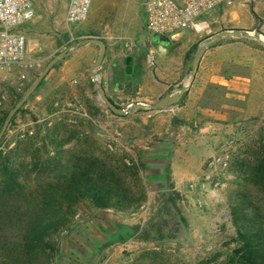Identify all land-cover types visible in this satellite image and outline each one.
Instances as JSON below:
<instances>
[{"label": "rangeland", "instance_id": "374dc122", "mask_svg": "<svg viewBox=\"0 0 264 264\" xmlns=\"http://www.w3.org/2000/svg\"><path fill=\"white\" fill-rule=\"evenodd\" d=\"M145 2L93 0L88 18L69 26L66 22L69 0H35L36 17L23 25L26 32L34 27L37 30L35 35H27L26 63L7 77L0 75V116L4 110L9 114L55 55L67 48L71 52L77 44L92 37L102 38L107 43L104 61L96 68L98 78H102L108 96L117 105L127 107L136 101L155 103L166 93L188 85L196 51L212 34L231 28H245L255 36L264 34V0H235L231 6L217 8L207 15L211 26L208 32L186 30L176 36L157 35L147 30ZM221 39L257 43L233 36ZM79 48H83L80 54H69L53 66L14 114L1 139V148L11 149L18 141L36 135L37 145L45 138L52 147L49 129L55 127L63 138L75 133L64 146L67 153L89 149L106 157L108 153L104 151L109 148L145 163L142 175L157 203L150 204L147 199L137 212L142 213L140 217L152 219L145 226L152 239L150 245L137 250L125 246L126 251L110 247L113 210L84 204L75 216L73 228L59 237L60 250L55 264H197L216 254L220 255L211 264L224 263L236 246L232 239L237 230L231 216L236 193L248 191L255 200L264 203V193L239 179L236 170L237 160L251 158L261 139L264 142V110L253 115L240 112L236 132L229 138L232 140L229 166L213 173L214 181H220L221 186L203 184L206 170L190 182L196 195L190 200V207L187 206L188 216L204 219L205 225H209L208 232L205 234L203 230L204 238L199 241L180 240L181 250L175 251L174 237L181 229L176 208L180 207L181 199L176 203L172 200L177 196L171 193L168 150L180 146L178 137L183 124L189 121L186 117L192 108L188 103L194 104L190 91L198 84L195 80L174 105L156 110L141 108L119 115L101 98L99 85L89 71L99 57L101 46L86 43ZM15 99L18 101L12 105ZM259 99L264 100V95ZM244 103L241 95L240 108ZM42 149L46 154V149ZM54 151L50 149L51 155ZM31 174L35 177L36 171ZM213 202H217L215 206ZM199 227L197 223L195 228ZM156 236L159 239H155Z\"/></svg>", "mask_w": 264, "mask_h": 264}, {"label": "trees", "instance_id": "16d2710c", "mask_svg": "<svg viewBox=\"0 0 264 264\" xmlns=\"http://www.w3.org/2000/svg\"><path fill=\"white\" fill-rule=\"evenodd\" d=\"M18 100H13L12 105ZM7 114L8 110L2 111L0 129ZM56 129H49L52 147L45 138L37 145V135L18 141L11 149L1 148L0 143V264H55L59 237L73 228L75 216L84 204L133 214L148 199L142 175L145 163L109 148L104 151L108 153L106 157L89 149L67 153L64 146L76 134L63 138ZM261 140L251 158L237 160L236 170L239 179L264 193ZM52 148L55 151L51 155ZM34 170L35 177L31 174ZM171 193L177 196L172 199L176 203L180 193ZM231 216L237 230L232 239L236 246L222 264H264V203L248 191H238ZM145 234L150 238L148 231ZM219 255L197 264H211Z\"/></svg>", "mask_w": 264, "mask_h": 264}, {"label": "crops", "instance_id": "0c3cea01", "mask_svg": "<svg viewBox=\"0 0 264 264\" xmlns=\"http://www.w3.org/2000/svg\"><path fill=\"white\" fill-rule=\"evenodd\" d=\"M36 31L34 27L26 34L35 35ZM243 41L219 38L208 46L197 73L198 86L190 91V100L193 99L194 104L188 103L192 108L186 117L189 121L187 125L183 124L182 133L178 137L180 146L168 150V171L173 183L171 189L181 196L178 210L181 229L174 237L176 241H172L175 251L181 250V246H178L180 240L189 238L191 241H199V238H204L203 230L205 234L208 232L209 225H205L204 219L188 216L190 200L196 195L190 182L198 179L207 170L208 162L232 141L229 138L236 132L240 112L253 115L256 111L264 110V100L259 99L264 95V44L253 38L249 41L257 42L254 43L256 45ZM67 49L73 55L83 50L78 44L71 52ZM241 95L245 103L240 108ZM148 202L157 203L149 191ZM111 212V248L126 251L125 246L137 250L150 245L152 239L146 237L145 226L150 224L151 218L140 217L142 213L137 212ZM197 223L200 225L198 229L195 228ZM202 225L207 227L204 229ZM195 246L199 248V243L196 242Z\"/></svg>", "mask_w": 264, "mask_h": 264}, {"label": "built area", "instance_id": "2783aa9c", "mask_svg": "<svg viewBox=\"0 0 264 264\" xmlns=\"http://www.w3.org/2000/svg\"><path fill=\"white\" fill-rule=\"evenodd\" d=\"M93 0H69L66 22L76 25L84 22L91 10ZM235 0H146V28L163 36H176L186 30L208 32L210 24L206 17L220 7L231 6ZM36 17L35 0H0V75L7 77L26 63L28 37L23 25ZM32 66V65H31ZM224 146L207 165L204 185L213 183V173L226 170L231 160L230 146ZM195 187V183L192 184Z\"/></svg>", "mask_w": 264, "mask_h": 264}, {"label": "water", "instance_id": "95a60500", "mask_svg": "<svg viewBox=\"0 0 264 264\" xmlns=\"http://www.w3.org/2000/svg\"><path fill=\"white\" fill-rule=\"evenodd\" d=\"M226 36H233V37H238V38H243V39L244 38L245 39L253 38V40H258L262 44H264V34H260V36H255L252 34L251 30H247L245 28H231V29L216 32V33L212 34L211 36L205 38L203 40V42L200 44V46L198 47L196 54L194 56V59H193V63H192L193 73H192L191 80H190L188 85L180 88L179 90H177L175 92L166 93L165 95L160 97V99H158V101H156L155 103H148L146 101H136V102L131 103L127 107L119 106L111 100V98L107 94V91H106V88L104 86L102 78L101 79L98 78V74L96 72V68L104 61L105 54L107 51L106 42L102 38L92 37V38H89V39L79 43L78 47L81 45H84L86 43H97L101 46L100 55H99L97 61L90 67V73H91L94 81H96L98 83L100 96L105 101V103L109 106V108L116 114L126 115L129 113L135 112L141 108L156 110V109H160L162 107L171 106V105L178 103L181 100V98L183 97V95L190 89V87L193 85L194 81L196 80L201 59L204 56L208 46L212 42H214L216 39H219L221 37H226ZM77 49H75L74 52H76ZM68 54H69L68 49H65V50L59 52L57 55H55L47 63L45 68L39 73V75L34 80L32 85L28 88V90L26 91V93L24 94L22 99L11 109V111L9 112V114L5 120V123L2 127V130L0 131V142H1V139H2L5 131L7 130L9 123L12 120L14 114L24 105V103L28 100V98L31 96V94L37 89V87L39 86L41 81L50 72V70L53 68V66L55 64H57L59 61L66 58L68 56Z\"/></svg>", "mask_w": 264, "mask_h": 264}]
</instances>
